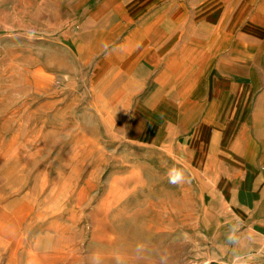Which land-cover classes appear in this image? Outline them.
<instances>
[{
  "label": "rangeland",
  "instance_id": "1",
  "mask_svg": "<svg viewBox=\"0 0 264 264\" xmlns=\"http://www.w3.org/2000/svg\"><path fill=\"white\" fill-rule=\"evenodd\" d=\"M66 1L0 0V264H264L219 259L203 178L96 105L90 65L60 41Z\"/></svg>",
  "mask_w": 264,
  "mask_h": 264
},
{
  "label": "crops",
  "instance_id": "2",
  "mask_svg": "<svg viewBox=\"0 0 264 264\" xmlns=\"http://www.w3.org/2000/svg\"><path fill=\"white\" fill-rule=\"evenodd\" d=\"M66 2L60 41L90 65L96 105L125 108L127 142L177 150L203 178L219 259L264 257V0Z\"/></svg>",
  "mask_w": 264,
  "mask_h": 264
},
{
  "label": "clouds",
  "instance_id": "3",
  "mask_svg": "<svg viewBox=\"0 0 264 264\" xmlns=\"http://www.w3.org/2000/svg\"><path fill=\"white\" fill-rule=\"evenodd\" d=\"M180 178H181L180 174L176 173L175 175L171 176L170 182L171 183H177Z\"/></svg>",
  "mask_w": 264,
  "mask_h": 264
},
{
  "label": "built area",
  "instance_id": "4",
  "mask_svg": "<svg viewBox=\"0 0 264 264\" xmlns=\"http://www.w3.org/2000/svg\"><path fill=\"white\" fill-rule=\"evenodd\" d=\"M188 264H199V262H198L197 259H195L194 257H192V258H190V259L188 260Z\"/></svg>",
  "mask_w": 264,
  "mask_h": 264
}]
</instances>
